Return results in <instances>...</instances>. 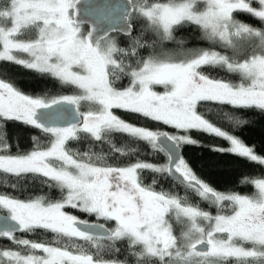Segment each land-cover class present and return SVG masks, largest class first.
<instances>
[{
  "label": "snow or ice",
  "instance_id": "6c2138e0",
  "mask_svg": "<svg viewBox=\"0 0 264 264\" xmlns=\"http://www.w3.org/2000/svg\"><path fill=\"white\" fill-rule=\"evenodd\" d=\"M120 8L104 26L86 0H0V62L80 93L29 94L0 73V176L12 190L0 192V209L8 214L0 216V238L17 249L0 250V264H264V178L241 180L253 186L251 194L222 192L181 151L199 144L191 136L197 131L228 144L211 151L264 166L254 145L220 126L251 121L219 107L264 115V28L236 16L264 22V0H123ZM190 26L221 50L185 48L175 33ZM82 102L87 111H80ZM209 103L218 110L206 109ZM114 110L152 123L138 126ZM9 122L39 130L46 143L33 135L31 149L21 151L8 135ZM113 133L132 142L119 143ZM69 141H88V150L73 151ZM160 143L167 147L166 163L140 158L144 150L137 145L154 150ZM132 156L135 162L121 166V157ZM37 180L48 193L29 191L28 182ZM167 180L192 190L215 214L165 188ZM38 230L54 234L52 240L16 235Z\"/></svg>",
  "mask_w": 264,
  "mask_h": 264
},
{
  "label": "trees",
  "instance_id": "16d2710c",
  "mask_svg": "<svg viewBox=\"0 0 264 264\" xmlns=\"http://www.w3.org/2000/svg\"><path fill=\"white\" fill-rule=\"evenodd\" d=\"M237 18L253 27L262 28L263 23L256 18L251 17L248 14L238 13ZM117 35V34H115ZM146 36H151L150 32L145 33ZM178 40L184 41L185 48H196V49H211L220 51L221 49L217 45H213L210 41L201 39V33L199 30H194L191 26L175 33ZM123 40V36H120ZM127 42L121 43V47L126 46ZM166 49L172 51H178L179 46L175 42H164L163 45ZM143 54L146 56L147 51ZM207 71L214 75H218L220 78L228 79L233 82H239L240 77L235 73H228L225 70L218 68H208ZM0 73L7 74L27 93L29 94H43L47 93L49 96H64V95H74L75 89L71 85H62L58 80L50 76H42L32 70L25 69L21 66L9 64L6 62H0ZM127 84V80L123 81ZM224 107V110L234 112L236 115L241 116V118H248L251 123L245 125L242 128H238L233 125L230 121H225L220 124L225 130L234 132V134L241 136L243 140L248 145H254L257 153L264 155V115H261L258 110L255 109H241L233 110L230 106H219ZM207 108L216 109L211 103L206 105ZM205 109V110H206ZM117 115L122 119L130 123L137 124L138 126L150 125L152 122L145 120L138 114L127 113L123 110H114ZM214 120H221L223 117H213ZM163 131L172 132L170 128H163ZM8 135L9 137H14L18 139L20 150L28 151L32 147L31 137L33 135L41 136L42 143H46V138L37 129L27 128L19 126L12 122L8 125ZM191 136L199 141L198 145H185L182 147L181 151L184 158L190 162V164L202 174L207 181L215 189L227 192H237L240 194H251L254 191L253 186L249 184H242L241 180L245 177L250 179L264 178V166H260L254 163H248L241 160L238 157L230 155H221L219 153L211 151L212 146L219 145L222 147H228L226 141L221 138H216L212 135L204 134L202 132L193 131ZM112 138L119 143H131L132 138L126 137L124 134L113 133ZM88 141H69L68 147L73 151L84 152L88 150ZM143 148V155L140 157L142 160L152 162L155 164H164L167 162V155L159 148L151 149L150 146L143 144L137 145ZM105 150H106V146ZM98 150L94 148L93 151ZM15 151V148L13 149ZM136 156L121 157L119 163L121 166L127 163L135 162ZM151 173H147L145 177V182H150ZM5 183V177L0 176V192H10L9 188L3 187ZM30 185L29 191L34 195L46 194L49 190L46 187L40 185L39 181H29ZM172 186V190L178 192L182 197L186 196L190 203H193L203 210L211 212L213 215L216 212L215 207L211 206L207 201L202 200L198 195H196L192 190H186L183 185L178 182L167 180L164 182V187L169 188ZM27 193H25L26 195ZM51 196L54 198H59V192L57 190L51 191ZM0 214L8 215L4 209H0ZM81 219H87L90 222L95 220L94 217H88L86 214H81L75 212ZM103 223V221H100ZM106 227H111V224H106ZM54 234L49 232H44L43 230H38L37 234H23L19 233L17 236L22 238L35 239L39 241H51ZM77 243H83L82 241H76ZM17 250L16 246L6 238H0V250ZM107 258V257H105ZM123 258V257H121Z\"/></svg>",
  "mask_w": 264,
  "mask_h": 264
},
{
  "label": "water",
  "instance_id": "95a60500",
  "mask_svg": "<svg viewBox=\"0 0 264 264\" xmlns=\"http://www.w3.org/2000/svg\"><path fill=\"white\" fill-rule=\"evenodd\" d=\"M86 3L89 5V11L98 18L99 22L104 26H108L112 23L121 11V4L123 0H86ZM86 28L90 25H85ZM111 35L117 34L115 31L110 33ZM121 36H123L121 34ZM159 149H161L165 154L167 153V147L164 143L159 144ZM2 217H7L5 214H0ZM8 223H11L9 220ZM4 227L3 223H0V230ZM20 232H17L18 235Z\"/></svg>",
  "mask_w": 264,
  "mask_h": 264
},
{
  "label": "rangeland",
  "instance_id": "374dc122",
  "mask_svg": "<svg viewBox=\"0 0 264 264\" xmlns=\"http://www.w3.org/2000/svg\"><path fill=\"white\" fill-rule=\"evenodd\" d=\"M263 23V27L262 28H264V22H262ZM22 67V66H21ZM238 75V74H237ZM74 87V86H73ZM74 89H75V94L74 95H79L80 93H79V90L78 89H76L75 87H74ZM157 90H162V89H160L159 87L157 88ZM88 108H89V106L87 105V104H85V103H83L82 102V104H81V106H80V111H87L88 110ZM5 210V209H4ZM6 212H7V210H5ZM74 214H75V212H74Z\"/></svg>",
  "mask_w": 264,
  "mask_h": 264
}]
</instances>
